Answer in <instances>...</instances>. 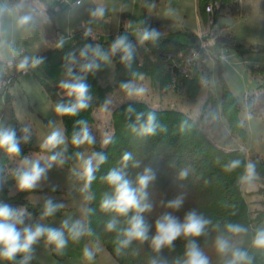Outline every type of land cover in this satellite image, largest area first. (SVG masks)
<instances>
[{"label":"rangeland","instance_id":"obj_1","mask_svg":"<svg viewBox=\"0 0 264 264\" xmlns=\"http://www.w3.org/2000/svg\"><path fill=\"white\" fill-rule=\"evenodd\" d=\"M0 0V86L8 73H15L16 65L25 57L29 59L30 72L18 73L9 86L14 95V107L18 120L32 137L34 146H41L45 137L54 129L61 130L65 143L55 149L61 153L63 163H53L46 177L39 182L29 200L35 198L55 200L63 205L61 216L50 220H39L35 223H24L20 227L37 224L60 228L63 221H81L87 230V214L91 203V190L82 191L84 181L79 173L82 160L93 153H99L94 145L84 144L79 147L71 143L64 133L62 116L55 111L56 105L49 99L41 84L45 79L58 87L62 95H66L61 83L71 82L68 73L78 65V57L86 46L98 47L100 42L116 39L126 35L137 38L138 33L145 29H155L159 34L170 33L175 39L189 43L195 33L197 40L203 39L209 70V78L205 80L195 98H189L181 92L162 90L152 84L149 78L133 83L146 89L140 96L128 95L122 88H115L107 103L94 111V121L89 124L97 144L105 147L111 135L112 111L115 107L129 100H141L155 108H173L181 110L202 125L208 135L218 144L226 148H241L248 156L264 157V77L253 73L252 67H264V52L256 49L264 45V0H238L230 7L227 15L219 19L215 27L206 28L198 13L197 0ZM52 8V9H50ZM97 8L103 9V16H94ZM29 15L31 21L20 25V17ZM54 16L59 35L54 43L47 40V28ZM157 22V24L155 23ZM211 30L216 31L213 37ZM94 32L100 37L94 41L89 33ZM232 32L238 49L224 46L218 42L219 36ZM202 36V37H200ZM108 55L105 60L97 57L93 51L90 56L99 67L94 72L103 85L115 86V66L109 45L99 49ZM72 54V56H70ZM43 58L42 62L33 65L34 58ZM74 57V58H73ZM222 72L230 90L240 104V118L247 128V139L232 136L227 121L221 116L222 91L219 74ZM211 98L207 101L208 91ZM206 104V105H205ZM107 141V143H105ZM47 151L34 150L29 158H47ZM24 157H12L13 168L20 166ZM42 164L44 159H42ZM256 178L250 183H243V190L250 208H263L264 193L258 191L264 182ZM19 190L14 184L9 194ZM90 197V198H89ZM29 220L33 218L29 216ZM264 228V220L246 227L247 231L230 239L233 249L247 253L245 264H264V249L253 246L252 241L258 229ZM67 244L57 250L42 237L33 245L30 264H120L101 241L91 242L86 234L78 240L68 236L65 229ZM93 252V258L87 259L84 250ZM214 252V251H212ZM210 264H225L231 259V252L212 259L211 251L204 252ZM1 264H9L0 260Z\"/></svg>","mask_w":264,"mask_h":264},{"label":"trees","instance_id":"obj_2","mask_svg":"<svg viewBox=\"0 0 264 264\" xmlns=\"http://www.w3.org/2000/svg\"><path fill=\"white\" fill-rule=\"evenodd\" d=\"M149 1L151 0H147ZM237 1L197 0L198 13L204 26L215 27L217 21L227 15L230 7ZM209 6L211 9H208ZM50 20L47 40L49 44H52L56 41L60 29L56 26L54 16H51ZM1 38L2 28L0 27V40ZM196 38L197 36L193 35L191 42L185 43L175 39L170 33H164L159 34V38L154 42L149 41L144 44H140L137 38H128L135 48L130 66L122 61V53L119 51L112 53L115 86H103L94 70H83L84 64L93 62L90 56L92 48L88 49L87 56L79 55L78 65L72 73L67 74V78L71 80L73 77H82L89 85L91 99L88 101V107L79 111L78 114L62 116L64 133L68 140L72 143L74 133L79 132L82 127L78 121L86 122L88 127L94 121V111L103 107L113 90L122 88L121 85L125 82L138 83L143 78H149L153 85L162 90H170L174 71L177 70L176 65L194 60L198 50ZM114 41L115 39L100 42L95 48L105 49L109 45L111 49ZM217 41L227 47L236 49L240 47L235 42L232 32L219 36ZM255 48L264 52V45H258ZM203 52L202 49L201 53ZM205 57L206 54H201L196 58L190 77H186L179 71L176 72L178 81H181V84H177L178 92L189 98H195L198 95L205 80L209 78L208 66L206 61H203ZM252 71L264 77V67H252ZM219 82L222 91L220 114L227 121L231 135L240 137L243 142H246L248 132L240 118L239 101L230 90L222 72L219 74ZM12 83L13 80L5 86H0V127L14 128L17 136L23 137L27 134L15 111V98L9 90ZM41 84L54 105L69 104L73 101V98L62 95L56 85L45 79H41ZM210 98L209 90L206 103ZM149 112L155 113L159 126L154 134L143 135L139 129ZM141 113L144 116L138 120L137 117ZM112 126L113 129L105 147L98 145L97 141L89 144L94 145L99 153L104 154L106 160L99 165L95 179L90 185L91 203L87 214V235L93 243L101 241L120 264H152L153 261L156 264H176L177 260L183 259L188 244V240L184 237L178 238L172 246L164 247L159 252L155 251L151 245V237L155 234V221L164 212H173L175 216L183 220L188 211L195 210L210 221L205 233L195 239L203 252L211 251V262L212 259L220 258L215 247L217 237L224 235L229 240L234 237L226 231L227 224H238L246 228L264 220V200L263 208L252 210L242 188L241 177L245 174L246 165L249 163L247 153L241 148L221 146L208 135L198 121L187 113L173 108H155L141 100H129L113 109ZM20 147L21 154L17 157L29 156L34 150L45 151L41 149V146H34L30 136L26 143L21 142ZM49 153L52 154V152ZM125 153L131 154V159L127 162L122 159ZM234 160H239L240 165L231 171H226L225 165ZM251 163L255 165V174L264 182V157L253 156ZM113 168L123 169L133 180L146 168H151L155 174V179L146 189V202L151 205V208L142 213L145 223L149 226V239L144 242L133 240L128 246L121 247L119 243L123 239L121 230L128 226L127 221L132 213L128 216H116L101 208L104 194L110 191L103 178ZM15 169L10 163V157L0 150V202L15 208L26 209L24 223L31 224L61 216L63 207L58 208L53 215L44 217L45 202L30 201L28 197L31 191L9 194L11 187L16 184L12 176ZM181 173L185 175L182 176ZM259 191L264 193V186ZM178 197L183 199L180 209L173 211L167 208V203ZM52 202L59 204L55 200ZM29 216L33 218L32 221L29 220ZM113 219L116 220V229L108 231L107 224ZM50 245L54 248V245ZM21 260L23 256L17 255L14 261H5L9 264H20ZM27 264L30 263L27 261ZM216 264L219 263L216 261Z\"/></svg>","mask_w":264,"mask_h":264},{"label":"clouds","instance_id":"obj_3","mask_svg":"<svg viewBox=\"0 0 264 264\" xmlns=\"http://www.w3.org/2000/svg\"><path fill=\"white\" fill-rule=\"evenodd\" d=\"M94 16H103V9L97 8L93 12ZM32 17L24 15L20 17V25H26L31 21ZM159 38V33L155 29L145 28L141 30L137 39L140 44L152 41ZM92 48L88 45L80 53L82 57L87 56L88 49ZM93 53L97 57L105 60L108 59L106 53L101 52L98 48H92ZM122 53V61L130 66L134 56V45L129 41L126 35L118 36L111 45V52ZM72 56V54H70ZM74 58V57H73ZM43 58L35 59L33 65L42 62ZM29 66V59L25 57L17 65V70H25ZM99 65L94 62L86 63L82 66L84 71H93ZM142 79V77H140ZM67 96L73 98L69 104H57L55 111L57 114L76 115L79 111L88 107L89 85L84 82L82 77H76L73 81H64L61 83ZM122 89L130 96L143 95L146 89L142 86H136L132 82H125L121 85ZM144 114L138 115L139 120ZM82 125L79 132L74 133L72 143L79 147L84 144L95 143V137L92 135L90 129L86 126V122L78 121ZM159 125L156 121L154 112L147 114V119L140 126L139 131L143 135L154 134ZM25 132L27 130L25 129ZM27 142L28 136L18 137L14 128L0 127V150H3L10 158L19 156L21 154V142ZM65 143V136L61 130H52L43 140L41 149L47 152H52V155L46 159L43 157L29 158L25 156L12 173L13 179L16 182V187L19 191H32L37 188L39 182L46 177L48 170L53 163H63L61 153L54 150ZM107 143V141H105ZM82 160L81 171L79 173L81 179L84 181L82 191H87L95 179V173L100 164L104 163L106 156L101 153H93L88 158H84L83 154L78 153ZM42 159L44 163L42 164ZM123 161L127 162L131 159L130 153H125ZM240 165L239 160H234L225 165L226 171H231ZM185 175V173H181ZM255 176V165L249 162L246 165L245 174L241 177V183L250 184ZM110 188L101 200V208L106 212L114 213L116 216H128L132 213L127 221V227L121 230L123 239L120 240V246L126 247L133 240L144 242L149 239V226L145 223L142 213L148 211L151 205L147 203V191L149 183L155 179V174L151 168H146L143 173L138 174L135 179L128 177L127 173L121 168L111 169L103 178ZM90 198V197H89ZM183 204L182 197L173 199L167 203V208L173 211L179 210ZM63 207L61 204H54L50 199L45 202L43 216L53 215L58 208ZM26 209L19 207H12L10 204L0 202V260L14 261L17 255H22L23 260L20 264H27L31 258L33 245L36 244L40 238H46L47 243L52 244L59 251L67 244L65 236V229H67L68 236L73 240H78L81 236L86 234V228L81 221H73L69 224L68 220L63 221L60 228L48 227L37 224L34 226H24V217ZM210 221L204 216L198 214L195 210L188 211L183 220L175 216L173 212H164L155 221V234L151 237V245L153 249L159 252L164 247H170L174 241L180 237L188 240L184 257L177 260L176 264H210L208 256L202 251L196 242L197 237L205 233ZM116 229V220L113 219L107 224V230L112 231ZM226 231L233 236L246 232L247 229L238 224H227ZM252 244L256 248L264 249V228L258 229L253 238ZM217 253L225 255L231 252V259L227 260L225 264H245L247 261V253L240 249H233L230 241L224 235L217 237L215 242ZM84 255L87 259L93 258V252L89 249L84 250ZM152 264H156L155 261Z\"/></svg>","mask_w":264,"mask_h":264},{"label":"built area","instance_id":"obj_4","mask_svg":"<svg viewBox=\"0 0 264 264\" xmlns=\"http://www.w3.org/2000/svg\"><path fill=\"white\" fill-rule=\"evenodd\" d=\"M79 3H80V0H78L76 2V4H79ZM208 9H211V6H209ZM210 35L214 37L216 35V31L211 30ZM89 37L92 38V40H94V41H99V39H100V37L97 36L94 32H90L89 33ZM200 37H202V36H200ZM196 44L198 45V48H197L198 50H196V53L194 55V60L193 61H189L187 63L176 65V69L177 70L174 71L173 81H172V84L170 86V90L178 92V90L176 89L177 88V84H181V81H178L179 79H178V76H177L176 72L179 71L181 74H184L186 77L187 76L190 77L191 76V71L193 70V68H194V66L196 64V58H198L201 54L205 53V46L203 45V39L199 38V40L196 41ZM202 49L204 50L203 53H201ZM35 59H38V57H35L34 60ZM203 61H205V59ZM29 72H30L29 66L25 70H22V71L21 70H17V67H16L15 73H8L5 76V78L2 81V85L1 86H5L9 82H11L18 73L27 74Z\"/></svg>","mask_w":264,"mask_h":264},{"label":"crops","instance_id":"obj_5","mask_svg":"<svg viewBox=\"0 0 264 264\" xmlns=\"http://www.w3.org/2000/svg\"><path fill=\"white\" fill-rule=\"evenodd\" d=\"M155 23L157 24V22H155ZM194 35H199V33H195ZM34 191H35V189L31 191V193L29 194V197H30V195H31ZM258 191H259V190H258ZM32 201H33V200H32ZM34 201H35V202H42V199L35 198ZM43 221H44V220H43Z\"/></svg>","mask_w":264,"mask_h":264}]
</instances>
